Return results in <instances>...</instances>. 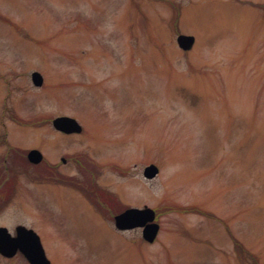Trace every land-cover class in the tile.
<instances>
[{"label":"rangeland","instance_id":"374dc122","mask_svg":"<svg viewBox=\"0 0 264 264\" xmlns=\"http://www.w3.org/2000/svg\"><path fill=\"white\" fill-rule=\"evenodd\" d=\"M144 205L152 242L114 225ZM18 224L51 264H264V0H0V225Z\"/></svg>","mask_w":264,"mask_h":264},{"label":"water","instance_id":"95a60500","mask_svg":"<svg viewBox=\"0 0 264 264\" xmlns=\"http://www.w3.org/2000/svg\"><path fill=\"white\" fill-rule=\"evenodd\" d=\"M194 36L190 34H178L177 44L180 48L188 50L194 44ZM31 80L34 85L42 84V75L38 71L31 73ZM52 125L65 133L79 132L81 125L78 121L68 115H59L52 119ZM27 158L33 163L42 159L38 149L32 148L27 153ZM158 173V167L150 163L143 168V175L146 178H153ZM114 225L119 230L141 227L143 239L152 242L158 232V223L155 222V211L144 205L143 207H127L114 215ZM20 252L29 264H51L46 257L39 236L36 232L24 225L18 224L11 234L5 226L0 225V254L4 257H12Z\"/></svg>","mask_w":264,"mask_h":264},{"label":"flooded vegetation","instance_id":"af4514ba","mask_svg":"<svg viewBox=\"0 0 264 264\" xmlns=\"http://www.w3.org/2000/svg\"><path fill=\"white\" fill-rule=\"evenodd\" d=\"M53 129H54V131H56V132H58V133H62V134L64 133V132H62V131L56 129L55 127H53ZM64 134H72V133H64ZM30 149H32V148H29V149L27 150V152L25 153V159H24V160H26L31 166H37V165H39V164L44 160L43 153L41 152V154H42V159H41L39 162H37V163H33V162L29 161L28 158H27V153H28V151H29ZM61 160H62V162L65 161L64 158H62ZM53 173L55 174L56 177L59 176L58 173H56V172H54V171H53ZM48 174H49V168H48V169L44 168L43 171H42L43 178L47 179V178H48ZM60 179H61V178H60Z\"/></svg>","mask_w":264,"mask_h":264}]
</instances>
